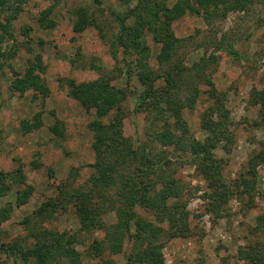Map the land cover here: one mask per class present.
Masks as SVG:
<instances>
[{
  "label": "rangeland",
  "instance_id": "1",
  "mask_svg": "<svg viewBox=\"0 0 264 264\" xmlns=\"http://www.w3.org/2000/svg\"><path fill=\"white\" fill-rule=\"evenodd\" d=\"M102 1L105 12L109 9L125 12L137 8L139 3V0H131L125 5L117 0ZM175 1L168 0V4ZM79 7L98 12L101 8L93 0H22L18 15L12 20V37L2 44L6 56L0 68V172L6 177L0 181V217L6 208L9 212L8 218L0 221V264H13L2 245L24 240L31 242L32 233L43 228L77 234L78 243L73 249L78 253L80 264H128L127 243L118 254L107 251L101 256L95 254L94 240L101 241L104 234L80 230L74 202L69 200L72 193L89 189L95 169L90 128L94 112L85 111L68 95L67 83L69 80L76 83L94 80L101 73H107L111 85L125 93L121 103L124 117L115 126L117 135L126 143L143 142L155 162L163 157L170 160L171 171L181 187L178 203L185 205L189 214L190 233L186 237L160 238L165 264H244L238 258V247L248 240H264V229L253 231L257 218H264V165L258 166L261 185L260 193L254 197L256 206L245 210L240 196L234 194L227 205V214L215 219L204 198L208 189L203 177L184 159L174 160L169 147L152 141L146 133V112L136 110V97L143 87L135 74L126 80L125 65L133 68L138 54L124 59L117 53L116 59L113 57V36L117 26L107 14L100 21L103 33L94 26L75 32L73 12ZM42 13L55 22L53 27L39 26L38 17ZM172 28L176 36L186 39L177 60L188 68L195 66L185 78V84L189 85L181 86L175 94L176 99L185 101L191 91L195 93L194 88L201 91L194 107L182 110L183 118L194 139L206 137L200 128V119L212 101L208 92L212 83L233 121L231 129L235 138L230 150L226 152L222 145L216 149L217 157L225 163L224 178L232 180L244 168L257 148V141L263 137L262 130L252 126L258 108L250 104L249 96L263 87L264 5L254 4L246 12H229L225 17L208 22L201 15L186 14L173 22ZM215 36L226 37L240 56L234 58L225 52H215ZM145 40L150 48L149 64L158 70L156 56L160 45L150 32L145 34ZM37 54L41 55L44 70L35 71V82L43 81L47 85L48 97L42 98L36 88L23 95L13 93L9 86L14 72L22 73L29 62L35 61ZM37 112L42 113V126L24 134L21 121L31 119ZM112 118L113 112L102 121L109 123ZM56 122L63 129V136L50 131V126ZM172 128L176 131L174 126ZM26 187H31L32 192L24 205L17 206V192ZM97 196L93 197V203L100 205L101 198ZM61 198L65 200L64 208L51 216L33 213L50 199L59 201ZM102 219L107 224L116 222L113 212L102 215ZM149 220H152L151 215ZM160 225L166 228L165 224ZM26 264L34 263L28 261ZM56 264L75 263L63 257Z\"/></svg>",
  "mask_w": 264,
  "mask_h": 264
},
{
  "label": "trees",
  "instance_id": "2",
  "mask_svg": "<svg viewBox=\"0 0 264 264\" xmlns=\"http://www.w3.org/2000/svg\"><path fill=\"white\" fill-rule=\"evenodd\" d=\"M117 1L123 5L131 2ZM21 2L22 0H0V68L6 56L2 44L12 37V20L18 15ZM93 2L101 6L99 12L88 7L75 9L72 28L79 33L94 26L103 33L100 21L106 14L116 22L112 55L116 59L117 53H120L125 59L138 54L133 68L125 65L126 80L129 81L131 74H135L143 87L136 97V110L139 108L146 112V133L152 141L169 147L174 160L184 159L186 164L192 165L203 177L208 189L204 192V198L215 219L227 214V205L234 194L240 196L245 210L255 207L254 197L256 193H260L261 185L258 166L264 165V75L263 87L252 91L249 96L250 104L258 108V116L253 120L252 126L262 130L263 137L257 141V148L238 175L232 180H226L222 172L225 163L217 157L216 149L222 145L221 148L226 152L230 150L235 138L231 129L233 121L220 94L211 83L208 92L212 101L201 113L200 119V128L206 133V137L196 140L191 136L182 110L186 107L192 109L201 91L194 88L195 93L191 91V96L186 97L185 101L176 99L175 94L185 84V78L195 66L188 68L177 60L186 39L176 36L172 25L186 14L201 15L208 22L225 17L229 12H246L254 4L264 5V0H176L172 5L168 4V0H139L137 8L125 12L114 9L105 12L102 0ZM38 24L42 28H50L55 22L42 13L38 17ZM147 32L160 45L156 56L158 70L153 69L148 61L150 48L145 40ZM213 45L215 52H225L234 58L240 56L224 36H215ZM34 60L29 62L22 73L14 72L9 88L19 95L36 88L37 93L45 98L49 95L47 85L43 81L38 84L35 82V71L44 70L41 55L34 56ZM97 70L101 72L99 68ZM101 74L94 80L78 83L69 80L67 83L68 95L85 111L94 112L90 128L93 132L91 148L95 169L89 189L72 193L69 200L74 202L80 230L103 232L101 241L94 240L97 256L106 251L118 254L127 243L129 247L125 256L128 264H165L160 238L186 237L190 233L189 214L185 205L178 203L181 187L171 171L170 160L163 157L155 162L143 142L126 143L117 135L115 126L124 117L121 103L125 99V93L111 85V78L107 73ZM111 112L113 118L109 123H104L102 119ZM41 115V112H37L31 119L22 120V132L26 134L39 129L43 124ZM49 129L54 135L63 136L59 122ZM3 176L6 177V174L0 172L1 182ZM20 178L22 180L23 176L20 175ZM31 192V187L18 191L16 205H24ZM96 195L101 198L100 205L93 203ZM64 202L62 198L59 201L50 199L33 213L37 216H51L64 208ZM8 212L6 208L0 221L8 218ZM109 212L115 214L114 224H107L102 219V215ZM149 215L152 220H149ZM160 224H165L166 228ZM263 229L264 218L260 216L253 231ZM31 239V242L24 240L22 243L2 245V250L8 254L13 264H26L28 261L34 264H56L63 257L80 264L78 253L73 249L78 243L77 234L57 233L43 228L34 231ZM237 255L244 264H264V240H248L238 247Z\"/></svg>",
  "mask_w": 264,
  "mask_h": 264
}]
</instances>
